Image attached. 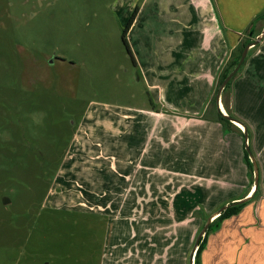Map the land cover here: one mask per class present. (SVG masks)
Masks as SVG:
<instances>
[{
	"label": "rangeland",
	"instance_id": "rangeland-1",
	"mask_svg": "<svg viewBox=\"0 0 264 264\" xmlns=\"http://www.w3.org/2000/svg\"><path fill=\"white\" fill-rule=\"evenodd\" d=\"M190 4L217 10L226 53L208 111L188 115L193 118L165 113L174 123L162 120L149 143L139 118L153 102L121 34L134 8L133 42L159 13L167 29L176 8L172 0H0V264H103L108 249L120 257L109 258L114 264H134L138 252L148 264L157 260L150 257L155 251L162 262L170 245H176L173 261L190 264L198 233L221 204L204 208L224 181L212 148L218 145L216 124L208 123H218L223 132L215 111L217 89L242 45L260 34L264 18L252 36L248 28L255 16H264V0ZM261 54L264 35L222 89L223 113L226 99L239 117L233 88L247 58ZM233 125L223 134L240 133L235 127L242 131ZM246 171L253 185V166ZM134 176L141 181V200L180 205L187 198L193 209H146L140 219L132 210L128 234L141 236L125 241L118 234L123 211L107 210L108 217L101 208L107 201L137 200ZM110 213L120 216L112 220Z\"/></svg>",
	"mask_w": 264,
	"mask_h": 264
},
{
	"label": "crops",
	"instance_id": "crops-1",
	"mask_svg": "<svg viewBox=\"0 0 264 264\" xmlns=\"http://www.w3.org/2000/svg\"><path fill=\"white\" fill-rule=\"evenodd\" d=\"M172 2L175 3L176 8L173 11L170 10L167 29L161 20L163 15L159 13L156 16L158 20H155L153 25L144 27L143 32L138 33L136 42L131 40L134 27L132 24H135V21L132 22L126 35L133 57L132 62L140 68L138 70L143 76L141 81L150 94V101L153 102L150 108L146 107L142 110L143 116L139 118V126L150 135L149 143L153 142L151 134L156 129H162V120H168L167 123L170 124L174 123L172 114L193 118L189 116H198L208 111L211 90L226 53L225 38L219 36L221 27L217 19L219 18L217 10L201 8L204 4L201 7H195L190 4L192 0H172ZM221 16L222 26L226 32L225 15L221 14ZM247 59L245 71L236 80L233 88V106L235 113L247 123L252 133L251 147L259 167L260 194L258 198L246 200L236 214L222 219L216 228L206 234L199 264H264V54ZM217 108L222 111L220 102L219 107L216 104ZM165 113L171 114L172 118H166ZM208 123L216 124L218 145L212 148H215L216 161L221 172L220 178L222 177L224 181L221 183L219 181V185L222 184V192L219 191L221 193L214 198L209 197V206L204 208L214 209L221 203L217 211L225 204L248 197L253 185L247 179L246 166L243 163L244 137L242 140L241 133L223 134L219 131L218 123L213 121ZM143 145H146V141ZM221 162L224 164L221 165ZM136 178L138 186L134 192L138 196L141 194L138 190H141L142 185L139 178ZM205 178L210 179V176ZM128 188L125 189L128 190ZM165 204L167 203L146 202L138 196L134 201H122L115 204L107 201L101 209L106 211L107 216V210L123 211L118 234L124 237V240L126 236H129L127 239L132 241L139 240L141 235L138 232L134 238L135 235L128 234V230H132L133 226L130 223L134 224L132 221L135 217L130 211L138 210L137 218L140 219L146 209L164 210L167 206L171 211L193 209V205L187 201V198L186 202L180 205ZM117 216L120 214L110 213L112 220ZM112 229L111 232L109 231L108 238L113 234ZM175 247L176 245H170L168 251L163 252L165 254H163L162 262L159 260L160 253L155 251L150 257L157 260L148 264H168L169 259L173 261L175 254L172 250ZM193 250L194 246L189 255V263L190 259L193 260ZM127 257L131 258L128 255ZM135 257L134 264L147 263L140 261L143 257L142 252H138ZM104 258L103 264H114L109 261V258L120 257L114 256V253L108 249ZM173 263L177 264V259Z\"/></svg>",
	"mask_w": 264,
	"mask_h": 264
},
{
	"label": "trees",
	"instance_id": "trees-1",
	"mask_svg": "<svg viewBox=\"0 0 264 264\" xmlns=\"http://www.w3.org/2000/svg\"><path fill=\"white\" fill-rule=\"evenodd\" d=\"M137 9V8H136ZM261 18H264L263 15H257L255 16V18H253L249 24V28H248V35L249 36H252L254 34V31L256 29L255 25L257 24V22L261 19ZM135 19V13L129 18V20L126 22L125 26L123 27L122 29V34H121V38H122V41L126 47V50L127 52L130 54L131 58L132 57V54H131V51H130V48H129V44L127 42V38H126V35H127V32H128V29L129 27L131 26L132 22L134 21ZM249 42H246L245 44L242 45V48ZM242 48L240 49V52L242 50ZM240 56H236L234 57V59L232 60V66L230 65V69H226L223 71L222 75H221V79H220V83L221 81L224 79V77L231 71V68L235 66V64L237 63L238 59H239ZM243 65V64H241ZM241 66L239 67L238 69V72L240 70ZM230 81V80H229ZM229 81L227 82V84L224 86V88L229 84ZM219 83V84H220ZM215 103H216V99H215ZM223 105L225 107V109L227 110V115L235 118L236 120L240 121L242 124H244L245 128H246V131H247V134L249 133V128H248V125L245 121H243L242 119H240L239 117H237L236 115L232 114L230 111H229V104H228V101L225 99L223 100ZM216 108V107H215ZM216 115H217V119L219 120V122L222 124L223 126V132H227L228 131V126H234L233 123L227 119L226 117H224L220 111L219 108H217L216 110ZM236 130H238L243 136H244V133L243 131H240V129H237V127H235ZM249 146V145H248ZM250 149V147H249ZM251 152V150H250ZM251 155L253 156L254 158V155L252 154L251 152ZM243 159H244V162H245V165L247 166V169L250 168L253 166V163L251 162L250 160V157H249V154L248 152L245 150V148L243 149ZM255 159V158H254ZM256 164H257V161L255 160ZM257 168H258V184L256 186V188L254 189V191L252 192L251 196L249 199H253L257 196H259L260 194V181H259V167H258V164H257ZM253 173V171H252ZM244 204V202L242 203H238V204H235V205H231V206H228L225 210L221 211L217 216H216V219L214 221H212L208 228L206 229L204 235L200 238V241L198 242L196 248H195V261H194V264H199V256H200V253L201 251L203 250L204 246H205V241H206V234L211 231L212 229L216 228L220 221L226 217H229L233 214H236L240 208L242 207V205Z\"/></svg>",
	"mask_w": 264,
	"mask_h": 264
},
{
	"label": "water",
	"instance_id": "water-1",
	"mask_svg": "<svg viewBox=\"0 0 264 264\" xmlns=\"http://www.w3.org/2000/svg\"><path fill=\"white\" fill-rule=\"evenodd\" d=\"M264 35V26L260 32V34L251 42L247 43L241 53H240V57L237 61V63L235 64L234 68L224 77V79L221 81L220 85L218 86V89H217V93H216V104L218 105L219 107V98H220V93L222 91V89L224 88V86L227 84V82L231 79V77L237 72V70L239 69V67L241 66L242 62L244 61L246 55H247V52L249 50V48L251 46H254L256 45L263 37ZM51 62V60H50ZM222 115L224 117H226L227 119H229L231 122H238L240 123L243 128H242V131L244 133V148L245 150L248 152L249 154V157H250V160L251 162L253 163V176H254V179H253V189H252V192L254 191V189L256 188L257 184H258V168H257V164L255 162V159L253 158V156L251 155V152H250V149H249V146H248V142H247V131H246V128L244 126V124H242L240 121L236 120L235 118L227 115L226 113H223L221 111ZM235 124V123H234ZM252 192L250 193V195L246 198H243V199H239V200H236V201H232L228 204H225L223 206H221L216 212H214L211 216H209L205 222V224L203 225L202 229L200 230V232L198 233L197 235V238L195 240V243H194V250L198 244V242L200 241V238L204 235L206 229L208 228L209 224L211 223V221L213 220L214 217H216L221 211L225 210L228 206H231V205H235V204H238V203H242V202H245L246 200H248L252 194ZM190 264H194L193 260L190 259Z\"/></svg>",
	"mask_w": 264,
	"mask_h": 264
},
{
	"label": "bare ground",
	"instance_id": "bare-ground-1",
	"mask_svg": "<svg viewBox=\"0 0 264 264\" xmlns=\"http://www.w3.org/2000/svg\"><path fill=\"white\" fill-rule=\"evenodd\" d=\"M238 127H240V128H243V126L240 124V123H238V122H234Z\"/></svg>",
	"mask_w": 264,
	"mask_h": 264
},
{
	"label": "flooded vegetation",
	"instance_id": "flooded-vegetation-1",
	"mask_svg": "<svg viewBox=\"0 0 264 264\" xmlns=\"http://www.w3.org/2000/svg\"><path fill=\"white\" fill-rule=\"evenodd\" d=\"M137 11H138V8L136 9V8H134L133 9V14L135 13V16H136V14H137ZM125 26V25H124Z\"/></svg>",
	"mask_w": 264,
	"mask_h": 264
}]
</instances>
